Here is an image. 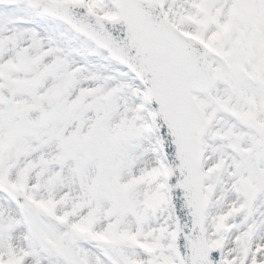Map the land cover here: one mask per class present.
Wrapping results in <instances>:
<instances>
[{"label": "snow or ice", "instance_id": "6c2138e0", "mask_svg": "<svg viewBox=\"0 0 264 264\" xmlns=\"http://www.w3.org/2000/svg\"><path fill=\"white\" fill-rule=\"evenodd\" d=\"M0 264H264V0H0Z\"/></svg>", "mask_w": 264, "mask_h": 264}]
</instances>
